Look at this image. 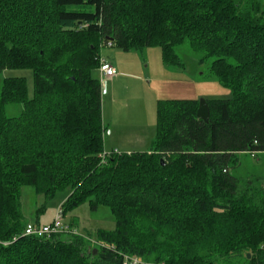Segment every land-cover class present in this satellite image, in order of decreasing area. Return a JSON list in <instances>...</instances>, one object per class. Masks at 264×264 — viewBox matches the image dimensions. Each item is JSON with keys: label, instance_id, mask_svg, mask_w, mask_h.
Returning a JSON list of instances; mask_svg holds the SVG:
<instances>
[{"label": "trees", "instance_id": "trees-1", "mask_svg": "<svg viewBox=\"0 0 264 264\" xmlns=\"http://www.w3.org/2000/svg\"><path fill=\"white\" fill-rule=\"evenodd\" d=\"M184 44L198 78L231 96L206 99L209 121L200 99L159 100L150 149L104 162L102 48L159 46L168 68L183 69ZM6 69H31L34 93L24 76L3 78L0 264H264V180L229 170L239 153L264 152V0H0ZM68 185L64 214L89 200L110 208L115 228L95 240L71 225L26 235L22 187L49 201Z\"/></svg>", "mask_w": 264, "mask_h": 264}, {"label": "rangeland", "instance_id": "rangeland-1", "mask_svg": "<svg viewBox=\"0 0 264 264\" xmlns=\"http://www.w3.org/2000/svg\"><path fill=\"white\" fill-rule=\"evenodd\" d=\"M178 52L184 61L183 69L168 68L163 61L162 50L159 46L147 47L143 53L125 51L115 46L102 48L101 56L107 62H111L108 59L109 56L113 58L114 67L117 70H130L134 74H140V70L144 72L141 75V79L145 81V86L139 85L142 80H138V77L123 76L127 78L118 79L117 81L120 82L109 86V94L107 95L108 79L105 78L103 95L105 94L106 105L110 103L111 106V108L106 109V114L107 117L117 122L113 125L115 130L127 129L126 126H132L133 128L142 126L144 124L142 120H147V124L149 118L156 121L157 105L159 100L162 99L206 100L211 98H229L231 96V91L220 84L218 80H207L205 77L202 79L198 78L201 73L200 63L187 44L181 46ZM211 62L212 59L206 60L203 63L202 70L207 72ZM7 76L26 77L29 95L30 97L33 96L34 72L31 69L4 70L0 75V90L3 78ZM148 100H150L151 104L149 103L148 107L143 109L142 107ZM132 110H141L139 117L133 118ZM6 112L9 116H15L21 112V106L19 104L9 105ZM121 115L124 116L123 120ZM149 148L146 150H149ZM118 150H122V148ZM146 150L141 149V151ZM263 156L261 152L257 153L256 156H252L248 152L239 153V163L230 167V173L244 181L256 178L264 180ZM261 157L263 158L261 159ZM71 192L72 187L68 185L58 191L52 199L46 201V197L35 192L31 186H23L21 189V203L26 222L35 224L37 221L46 223L53 220L58 209ZM44 204L46 206L45 210L37 214L38 209ZM63 218V222L66 225H71L75 229L74 232L81 235H89L94 240L99 229L113 230L116 226V219L109 207L100 205L97 209H92L89 200L64 214Z\"/></svg>", "mask_w": 264, "mask_h": 264}, {"label": "crops", "instance_id": "crops-1", "mask_svg": "<svg viewBox=\"0 0 264 264\" xmlns=\"http://www.w3.org/2000/svg\"><path fill=\"white\" fill-rule=\"evenodd\" d=\"M106 53V51H104ZM103 54V53H102ZM104 55V54H103ZM110 59L112 65H114V60L110 56L108 57ZM118 74L107 78V94H109V86L116 84L118 79H123L127 77L123 76H131V77H138V80H142L139 82L140 86H145V81L142 78V73H144L142 70H140V74H134V72H131L130 70H117ZM99 74V73H98ZM100 76V75H99ZM136 79V78H135ZM111 80V82H109ZM151 82V80H150ZM150 103V100L147 101V103L142 107L143 109L145 107H148V104ZM151 104V103H150ZM151 107V106H150ZM111 108L110 103L109 105H106L105 100V94L103 95V119L106 124V126L110 129L105 134L104 141H105V151H114L117 150L118 152H133V151H141L146 150L150 145L152 144V141L156 134V121L154 120H148V123L146 124L147 120L144 121V124L142 126H136V127H127V129H121V130H115V127L113 125L117 122L113 121L110 117H107L106 109ZM141 110H132L131 114L133 118L139 117V113ZM124 116L121 115V119L123 120ZM146 124V125H145ZM117 126H119L117 124ZM144 127V128H143ZM109 133V134H108ZM122 148V150H118ZM111 149V150H109ZM150 149V148H149ZM147 151V150H146ZM261 154L264 155V152H261ZM264 157V156H263ZM261 157V159L263 158ZM50 222V221H49ZM47 223V222H46Z\"/></svg>", "mask_w": 264, "mask_h": 264}, {"label": "built area", "instance_id": "built-area-1", "mask_svg": "<svg viewBox=\"0 0 264 264\" xmlns=\"http://www.w3.org/2000/svg\"><path fill=\"white\" fill-rule=\"evenodd\" d=\"M99 71H100V76H101V80L103 84H104L105 78H110L118 74V71L114 67V65L108 63L104 59H102L101 61V66H100ZM111 152L116 153L118 151L117 150L109 151V152L105 151L104 153H102L101 157L103 158L104 162L107 159L108 153H111ZM249 153H251L252 156H256L257 154L256 151H250ZM63 217H64V213H63L62 207H60L57 211L55 218L51 220L50 222H47L45 224H39V225L36 223L35 224L28 223L25 229V234L43 236V235H51V234L58 233V232L68 231L69 226L63 222V219H64ZM125 264H160V263H151V262L142 260L139 257L125 255ZM161 264H164V263H161Z\"/></svg>", "mask_w": 264, "mask_h": 264}, {"label": "water", "instance_id": "water-1", "mask_svg": "<svg viewBox=\"0 0 264 264\" xmlns=\"http://www.w3.org/2000/svg\"><path fill=\"white\" fill-rule=\"evenodd\" d=\"M197 115L201 117L202 119H204L205 121H209L210 108H209L208 102L205 99L200 100V105L197 111Z\"/></svg>", "mask_w": 264, "mask_h": 264}]
</instances>
